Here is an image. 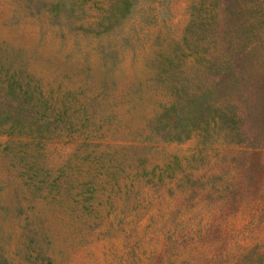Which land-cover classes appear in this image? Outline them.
Here are the masks:
<instances>
[{"label": "rangeland", "instance_id": "obj_1", "mask_svg": "<svg viewBox=\"0 0 264 264\" xmlns=\"http://www.w3.org/2000/svg\"><path fill=\"white\" fill-rule=\"evenodd\" d=\"M0 259L264 264V0H0Z\"/></svg>", "mask_w": 264, "mask_h": 264}, {"label": "trees", "instance_id": "obj_2", "mask_svg": "<svg viewBox=\"0 0 264 264\" xmlns=\"http://www.w3.org/2000/svg\"><path fill=\"white\" fill-rule=\"evenodd\" d=\"M6 92L16 97L14 88H12L9 84L6 88ZM200 98L201 94L197 95L195 98H193V95L185 98L177 97L167 107L163 108L158 117L160 119L164 118L168 121L169 129L165 132L168 138L178 139L181 138L182 135H189V129H193V119L197 111L199 112L201 108V105L198 104V99ZM26 100L27 97H23L20 101L16 100V103L21 107L24 103L26 104ZM226 104L228 107L227 110H222L220 105H212V113L210 114L211 120H213L215 124H222L220 126L224 125L226 127V132H230L235 135V133L232 132V123L236 120L234 103L227 101ZM17 118L19 117L17 116ZM1 261L2 260L0 259V262Z\"/></svg>", "mask_w": 264, "mask_h": 264}]
</instances>
